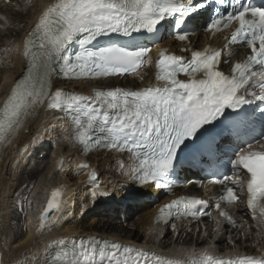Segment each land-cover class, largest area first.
I'll use <instances>...</instances> for the list:
<instances>
[{"label": "snow or ice", "instance_id": "obj_1", "mask_svg": "<svg viewBox=\"0 0 264 264\" xmlns=\"http://www.w3.org/2000/svg\"><path fill=\"white\" fill-rule=\"evenodd\" d=\"M233 25L223 49L193 50L190 59L161 50L154 86L94 89L90 96L53 90L56 79L99 80L135 73L145 63L150 66L152 61L146 58L151 49L144 41L155 43L161 28L170 29L175 40L184 42L196 28L215 34ZM233 46L246 47L248 54L226 74L220 65L228 62L223 56L225 52L230 56ZM21 56L25 70L0 105V144L9 143L41 110L61 113L72 123V140L83 154L127 153L132 160L128 175L142 187L170 190L178 169L222 164L232 174L213 181L224 186L216 198L219 208L220 203L238 199L232 185L246 174L247 207L254 219L259 213L264 221V151L245 150L264 139V82L253 79L264 75V4L254 0H52L22 41ZM253 100L259 102L254 107ZM88 178L96 181L94 173ZM229 180L232 185L225 183ZM101 195L107 193L97 189L92 199ZM61 197L59 190L51 193L38 230L44 228L49 214L60 210ZM207 207L204 200L182 197L164 205L157 222L207 215ZM220 215L233 223L226 212ZM44 264L173 262L108 241L61 238L46 246ZM188 264H264V258L203 254Z\"/></svg>", "mask_w": 264, "mask_h": 264}, {"label": "bare ground", "instance_id": "obj_2", "mask_svg": "<svg viewBox=\"0 0 264 264\" xmlns=\"http://www.w3.org/2000/svg\"><path fill=\"white\" fill-rule=\"evenodd\" d=\"M52 0H0V105L3 104L14 81L25 70L21 46L26 34L37 22L42 9ZM149 77V78H148ZM133 83L149 85L146 68L124 80L108 79L96 82L67 83L54 80L53 90L90 95L95 87L112 88ZM73 126L59 113H45L29 117L18 134L7 144H0V258L2 264H43L46 246L58 239L89 240L101 238L120 242L141 251H155L168 258L183 259L193 251L211 249L209 239L193 237L195 230L185 222L160 228L152 224L157 205L142 202L154 196L151 187L128 190L131 185L128 168L130 156L116 151H95L87 155L72 142ZM55 151L47 167L42 170L48 146ZM48 155V154H47ZM87 163V168L78 165ZM121 164L124 167H121ZM42 171L41 174H36ZM94 173L96 181L89 180ZM35 180L23 217L12 215L14 198ZM99 189L107 195L92 199ZM62 193V205L39 229V217L51 193ZM237 189L236 191H238ZM166 199L162 198L161 201ZM21 204V203H20ZM22 209L24 203L21 204ZM240 203L235 204L238 209ZM241 210V209H238ZM134 220L127 221L130 217ZM119 218V219H118ZM244 227L236 232L228 244L225 238L213 244L217 253L262 255L264 233L248 215L239 220ZM245 228V229H244ZM189 229L191 232L189 233ZM210 233V228H207ZM185 236L183 237L182 235Z\"/></svg>", "mask_w": 264, "mask_h": 264}, {"label": "rangeland", "instance_id": "obj_3", "mask_svg": "<svg viewBox=\"0 0 264 264\" xmlns=\"http://www.w3.org/2000/svg\"><path fill=\"white\" fill-rule=\"evenodd\" d=\"M133 83V82H132ZM54 151H55V146L54 145H51V146H48L47 147V149H46V154L44 155V159H43V162H44V164H43V166H42V170L43 169H45L47 166V164H48V161H49V159L52 157V155L54 154ZM48 154V155H47ZM41 172L42 171H39L37 174H36V176L38 175V174H41ZM34 183H35V180L34 181H32L31 182V184H30V186L29 187H27L26 189H24V191H20V194H17L16 196H15V198H14V205H13V208H12V215H18V216H20V217H23L24 215H26V213H27V211H28V209H27V203L25 204V202H27L28 200H29V195H30V193H31V190H32V187H33V185H34ZM22 203H24V208L22 209V205L21 204ZM135 218H137V216L135 215V217H130L127 221H125V222H128V221H130V220H134ZM119 219V218H118ZM2 261H1V258H0V264H2L1 263Z\"/></svg>", "mask_w": 264, "mask_h": 264}, {"label": "water", "instance_id": "obj_4", "mask_svg": "<svg viewBox=\"0 0 264 264\" xmlns=\"http://www.w3.org/2000/svg\"><path fill=\"white\" fill-rule=\"evenodd\" d=\"M50 197H51V196H50ZM50 197H49V198H50ZM49 198H48V199H49ZM47 201H48V200H47ZM46 206H47V202H46V204H45L44 208H45ZM44 208H43V209H44ZM42 212H43V210L41 211V213H42ZM53 213H54V212H53ZM53 213L49 214V216H48L47 220L50 218V216H51ZM40 215H41V214H40ZM47 220H46V221H47ZM39 222H40V220H39Z\"/></svg>", "mask_w": 264, "mask_h": 264}]
</instances>
